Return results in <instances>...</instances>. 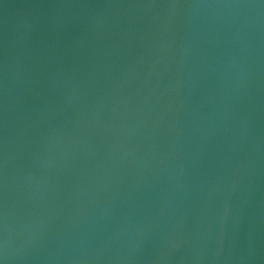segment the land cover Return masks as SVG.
Segmentation results:
<instances>
[{
  "label": "water",
  "instance_id": "obj_1",
  "mask_svg": "<svg viewBox=\"0 0 264 264\" xmlns=\"http://www.w3.org/2000/svg\"><path fill=\"white\" fill-rule=\"evenodd\" d=\"M2 264H264V0H0Z\"/></svg>",
  "mask_w": 264,
  "mask_h": 264
},
{
  "label": "clouds",
  "instance_id": "obj_2",
  "mask_svg": "<svg viewBox=\"0 0 264 264\" xmlns=\"http://www.w3.org/2000/svg\"><path fill=\"white\" fill-rule=\"evenodd\" d=\"M0 264H2V262H0Z\"/></svg>",
  "mask_w": 264,
  "mask_h": 264
}]
</instances>
